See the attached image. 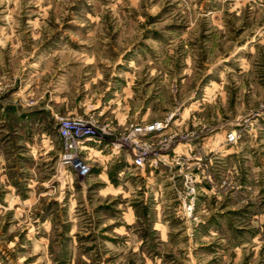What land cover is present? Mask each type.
Wrapping results in <instances>:
<instances>
[{
	"label": "rangeland",
	"instance_id": "rangeland-1",
	"mask_svg": "<svg viewBox=\"0 0 264 264\" xmlns=\"http://www.w3.org/2000/svg\"><path fill=\"white\" fill-rule=\"evenodd\" d=\"M66 118L96 137L82 178ZM0 264H264V0H0Z\"/></svg>",
	"mask_w": 264,
	"mask_h": 264
},
{
	"label": "built area",
	"instance_id": "built-area-1",
	"mask_svg": "<svg viewBox=\"0 0 264 264\" xmlns=\"http://www.w3.org/2000/svg\"><path fill=\"white\" fill-rule=\"evenodd\" d=\"M161 122H153L149 125H135L129 128L126 136L122 138L124 145H137L139 150L133 154L131 164L134 168L141 167L149 157L150 150L143 140L139 137L160 131L163 128ZM93 127L80 119H61L57 124V134L61 139V151L58 158V164L62 169L73 172V174L82 178L89 174L90 164L86 157V142L93 141L96 137L93 135ZM114 148L120 147V144H111Z\"/></svg>",
	"mask_w": 264,
	"mask_h": 264
},
{
	"label": "crops",
	"instance_id": "crops-1",
	"mask_svg": "<svg viewBox=\"0 0 264 264\" xmlns=\"http://www.w3.org/2000/svg\"><path fill=\"white\" fill-rule=\"evenodd\" d=\"M91 148H86V156L88 157L89 159V156H90V152H91ZM98 154V153H97ZM94 156V155H93ZM97 156V155H95ZM98 160V159H97ZM92 163H94L95 165H93V167L95 168V171H96V175H93L91 177H88V182L89 184H100L102 185L100 187V190H98V193H102L103 195H109L113 192V189L114 187L111 186V181H116V180H119L118 176H120L119 173H116V176L115 175H110L111 173H113V171H111V165H112V161L110 159L109 156H100V159L98 161H91ZM144 172H142V183L144 185L143 187V192L142 194H145L147 193L146 191V185L148 184L149 182V177H150V173L149 175H146L144 176L143 175ZM151 179V178H150ZM152 181H154L153 179H151ZM151 191V190H150ZM157 195V194H155ZM179 209H177L178 211ZM174 212V211H173ZM162 213V211H160V209L158 207H155L151 210V212L149 211V209H146V212H145V216H148V214H152L154 215L155 217L159 216L160 214ZM172 215L174 213H171ZM126 226H129L130 223H126L125 224ZM165 225V224H164ZM136 229V231L138 230H142L141 233L143 235H146L145 237L147 238L148 236L149 237H156L158 236L159 241H156V240H153L152 242H159V243H164V239L162 238H167V233H166V230H167V226H163V224H160V223H156L154 222L153 224L149 225V226H139V225H134V226H131L130 225V230H133L132 228ZM124 228V227H123ZM145 228V229H144ZM152 233V234H150ZM147 244H148V240L146 241ZM146 247H149L148 245Z\"/></svg>",
	"mask_w": 264,
	"mask_h": 264
}]
</instances>
